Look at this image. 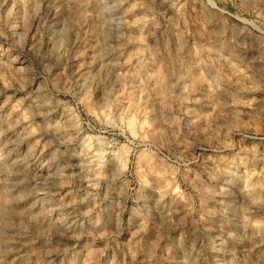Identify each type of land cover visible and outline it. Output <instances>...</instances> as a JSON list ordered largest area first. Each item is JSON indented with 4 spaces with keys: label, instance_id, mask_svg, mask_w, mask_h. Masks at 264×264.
<instances>
[{
    "label": "clouds",
    "instance_id": "obj_1",
    "mask_svg": "<svg viewBox=\"0 0 264 264\" xmlns=\"http://www.w3.org/2000/svg\"><path fill=\"white\" fill-rule=\"evenodd\" d=\"M103 2L17 0L21 13L14 20L11 13L0 11V193L15 177L17 185L29 190L31 207L41 206L26 225H15L4 218L11 207L0 195V264H172L174 252L176 264H264V130L247 144L248 133L241 132L257 126L264 97L243 100L239 92L217 87L205 102L217 117L228 114L221 121L223 128L212 127L216 120L201 126L202 117L196 113L194 129L181 135V121L193 114L181 104L167 118L163 111L157 116L155 107L140 111L143 123L129 138L123 116L112 111L119 107V96L112 97L121 76L114 82L111 70L101 75L108 69L103 61L95 75L90 64L87 70L76 68L71 76L62 74L64 58L74 54L70 33L92 18ZM125 2L116 0L108 8ZM218 2L193 0L202 9L198 15L205 25L209 15L224 21L220 35L231 30L235 36L241 25L249 24L264 30V0H225L234 6V18L218 8ZM3 3L6 0H0V9ZM133 7L145 9L147 20L158 27L172 20L169 12L183 20L189 0H136ZM120 22L125 23L124 16ZM175 27L180 28L179 21ZM100 88L105 103L88 107L99 122L89 126L78 110L90 105L94 90ZM239 105L252 109L254 116L241 120ZM237 135L240 139L234 142ZM25 141L31 146L22 147ZM45 169L47 175H41ZM65 188L71 199L57 201ZM137 194L135 202L149 208L152 224L126 239L131 228L115 213L122 211L126 198ZM241 203L246 210L243 222ZM210 205L222 208L226 217L215 239L207 230ZM94 212L104 213L107 223L83 219ZM174 217L190 218V227L176 231Z\"/></svg>",
    "mask_w": 264,
    "mask_h": 264
},
{
    "label": "rangeland",
    "instance_id": "obj_2",
    "mask_svg": "<svg viewBox=\"0 0 264 264\" xmlns=\"http://www.w3.org/2000/svg\"><path fill=\"white\" fill-rule=\"evenodd\" d=\"M135 2L136 0H126L122 7L114 8H108V5L116 4V0H104L100 3L96 12H93L92 18L78 27L75 33H70L69 47L74 54L64 58L65 69L62 73L71 76L76 68L85 69V66L90 64L92 74L95 75L103 61V64L108 65V69L101 75H107L108 70H111V79L114 82L117 76H121L122 79L115 83L112 97L119 96V107H114L112 111L123 116L128 128L125 135L129 138L135 134L133 130L138 132L140 124L143 123V118L138 114L140 111L148 112L149 109L155 107L157 116L163 111L167 118L169 113L178 112L181 104H184L186 109L193 110L192 115L185 116L181 121V135H188L194 129L192 121L197 119L196 113L202 117L199 120L201 126H207L212 120H216L212 127L219 125L223 128L221 121L229 118L228 114L221 113L220 117H217L205 102V97L211 100L215 94L213 90L217 87L230 92H239L243 100L255 98L260 101L264 97V30H258L259 25L256 28L251 24L246 28L241 25L242 31L235 36L231 30L226 36H222L220 33L224 30V21L209 15L207 25H205L202 17L198 15L202 11L199 3L189 0V7L185 11L183 20L173 17L172 12H169L168 16L172 17V20L161 21L157 27L147 20L145 9L133 7ZM217 7L222 8L225 14L232 13V18L236 15L233 10L234 6L226 3L225 0H220ZM106 8L108 10H105ZM0 11L5 15L11 13L14 20L20 15L21 8L17 0H6ZM89 11L92 12L93 8L90 7ZM120 16H124L123 25H121ZM176 21H179L180 28L175 27ZM229 23H231V18H229ZM236 23L240 22L236 21ZM142 36L146 37V40L142 41ZM243 45L247 47H242ZM94 60L95 63H93ZM116 65L118 66L114 67ZM173 73L176 75L173 76ZM134 74H138L139 78ZM245 76L251 79H245ZM147 77L152 78L147 79ZM141 81H143L142 85ZM80 84H84L83 79L80 80ZM256 86H259L261 90L241 91V89ZM76 91L79 92V88ZM120 93L123 94L120 95ZM168 95L172 97V100H166ZM59 98L63 99V94ZM0 103H3V97H0ZM104 103L103 88L94 90L91 104L87 107L80 105L78 110L80 119L87 118L86 124L89 126L93 123L98 124L95 116L89 114L88 107ZM253 108H256L255 104ZM236 111L240 113L241 120L254 116L252 109L243 105H239ZM151 119V114H149V122ZM261 130H264V113H260V120L256 127L241 129V132L248 133L244 137L246 144L250 139L260 138ZM145 131L148 130L145 129ZM221 135L223 136L224 133L221 132ZM239 139V135L233 137L234 142ZM30 146L29 141H25L22 145L25 148ZM36 151L39 154L40 149L37 148ZM47 155L48 153L45 152L44 156ZM28 163L31 164V161ZM40 174L47 175V170L45 169ZM32 175L35 176L37 173L32 172ZM31 184H35L34 179L31 180ZM7 185L11 187L8 188ZM6 186L5 191L0 195H3L9 203L11 211L4 218L15 225H26L29 217L39 212L40 204L31 207L33 198L28 194L29 190L23 185H17L15 177L7 180ZM68 191L65 188L56 200L59 201L62 197L70 200L71 197L65 196ZM13 196L18 197L14 202L12 201ZM138 196L139 194L126 198L123 201L122 211L118 210L115 213L126 227L131 228V231L126 234V239L134 236L137 230L146 223L149 226L152 224L149 208L135 202ZM100 208H103V205ZM97 211L99 212V209ZM206 211L209 214L207 230L215 239L218 231L223 229L226 217L222 214L223 209L220 207L210 205ZM238 211L239 219L243 222L246 219V210L242 203ZM83 219H90L94 224L107 223L104 213L97 216L94 212L91 217ZM173 219L177 225L176 231L190 227V218L174 217ZM198 219H203V217H198ZM176 256L177 253L174 252L172 264H176Z\"/></svg>",
    "mask_w": 264,
    "mask_h": 264
},
{
    "label": "bare ground",
    "instance_id": "obj_3",
    "mask_svg": "<svg viewBox=\"0 0 264 264\" xmlns=\"http://www.w3.org/2000/svg\"><path fill=\"white\" fill-rule=\"evenodd\" d=\"M133 125V124H132Z\"/></svg>",
    "mask_w": 264,
    "mask_h": 264
}]
</instances>
